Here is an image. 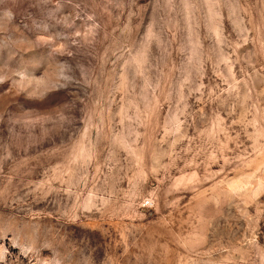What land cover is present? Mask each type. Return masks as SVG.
Returning a JSON list of instances; mask_svg holds the SVG:
<instances>
[{"label":"rangeland","instance_id":"1","mask_svg":"<svg viewBox=\"0 0 264 264\" xmlns=\"http://www.w3.org/2000/svg\"><path fill=\"white\" fill-rule=\"evenodd\" d=\"M0 264H264V0H0Z\"/></svg>","mask_w":264,"mask_h":264}]
</instances>
